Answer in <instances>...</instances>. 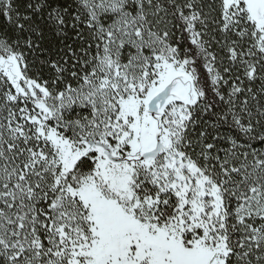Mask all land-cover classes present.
I'll return each mask as SVG.
<instances>
[{
	"label": "snow or ice",
	"instance_id": "snow-or-ice-1",
	"mask_svg": "<svg viewBox=\"0 0 264 264\" xmlns=\"http://www.w3.org/2000/svg\"><path fill=\"white\" fill-rule=\"evenodd\" d=\"M0 264H264V0H0Z\"/></svg>",
	"mask_w": 264,
	"mask_h": 264
}]
</instances>
